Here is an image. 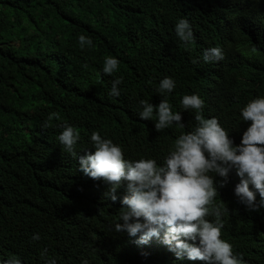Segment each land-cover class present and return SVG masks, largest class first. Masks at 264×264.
<instances>
[{
	"label": "trees",
	"instance_id": "1",
	"mask_svg": "<svg viewBox=\"0 0 264 264\" xmlns=\"http://www.w3.org/2000/svg\"><path fill=\"white\" fill-rule=\"evenodd\" d=\"M180 17L192 26L191 43L175 35ZM80 35L92 45L81 48ZM214 46L224 60L205 63L204 49ZM107 56L120 62L112 75L102 72ZM165 76L176 81L167 99L185 127L158 132L155 116L139 118V101L164 99L157 89ZM117 77L121 94L111 97ZM192 93L205 102L202 115L239 144L250 124L240 109L264 95V0H0V259L45 264L46 248L56 264H206L177 260L159 238L138 244L116 233L124 189L106 199L107 185L81 173L58 142L67 123L80 134L78 156L97 131L125 158L162 161L196 124L180 104ZM239 179L233 170L218 188L215 203L228 209L221 238L248 264H264V207L239 203Z\"/></svg>",
	"mask_w": 264,
	"mask_h": 264
},
{
	"label": "clouds",
	"instance_id": "2",
	"mask_svg": "<svg viewBox=\"0 0 264 264\" xmlns=\"http://www.w3.org/2000/svg\"><path fill=\"white\" fill-rule=\"evenodd\" d=\"M174 32L185 44L194 41L192 26L184 17L177 20ZM78 43L84 48L91 46L92 40L80 35ZM224 58V50L219 46L204 49L202 55L205 63ZM119 63L114 56L105 57L102 72L112 75ZM121 83V78L113 79L108 95L119 97ZM176 87V81L165 76L157 89L164 99L155 105L148 100L139 101V118L148 121L155 116L154 128L158 132L174 123L181 129L185 127L182 113L173 111L167 99ZM204 103L197 93L181 97L182 108L196 113V124L191 131L177 136L174 146L159 162L146 156L125 158L119 144L97 131L90 134L91 147L83 149L84 155L78 156L80 134L67 123L62 126L58 142L63 152L78 159L81 173L107 185L106 199L117 201V190L124 189L125 194L119 198L123 207L113 226L116 233L138 236V244L159 238L177 260L248 264L242 253H236L233 245L221 238L222 217L228 209L215 200L219 196L218 188L225 186L234 170L240 178L234 187L239 203L253 211L264 207V95L250 99L240 109L242 120L250 124L239 144L234 143L216 117L202 115ZM31 239L40 240V234H33ZM47 251L45 248L41 252L45 264H56L55 258L47 259ZM0 264H22V261L13 255L7 260L0 259Z\"/></svg>",
	"mask_w": 264,
	"mask_h": 264
}]
</instances>
